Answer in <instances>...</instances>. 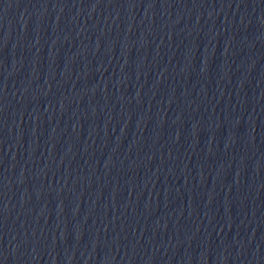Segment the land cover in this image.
<instances>
[{
    "label": "water",
    "instance_id": "1",
    "mask_svg": "<svg viewBox=\"0 0 264 264\" xmlns=\"http://www.w3.org/2000/svg\"><path fill=\"white\" fill-rule=\"evenodd\" d=\"M0 264H264V0H0Z\"/></svg>",
    "mask_w": 264,
    "mask_h": 264
}]
</instances>
